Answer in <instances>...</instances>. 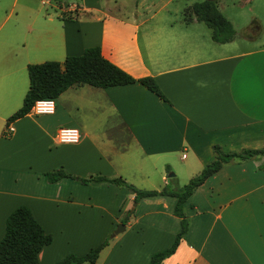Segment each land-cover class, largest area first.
Listing matches in <instances>:
<instances>
[{
    "label": "crops",
    "instance_id": "0c3cea01",
    "mask_svg": "<svg viewBox=\"0 0 264 264\" xmlns=\"http://www.w3.org/2000/svg\"><path fill=\"white\" fill-rule=\"evenodd\" d=\"M256 1L264 11V0ZM169 3H55L72 14L46 13L23 34H0V237L9 211L26 205L51 235L38 264L82 253L106 236L92 264H146L179 228L173 195L133 200L124 185L79 177L176 187V173L167 179L161 171L172 166L171 155L189 178L213 157V144L224 151L264 146L261 19L251 22L261 41L235 48L232 39L213 41L194 17H156ZM90 45L133 77L151 76L166 100L137 81L71 84L54 98L53 112L29 110L6 124L27 88V63L61 61ZM59 126L77 128L79 139L58 141ZM263 162L264 155L230 159L198 184L183 203L187 228L159 264H264ZM54 168L72 177L47 181L44 172ZM117 223L123 227L114 232Z\"/></svg>",
    "mask_w": 264,
    "mask_h": 264
},
{
    "label": "trees",
    "instance_id": "16d2710c",
    "mask_svg": "<svg viewBox=\"0 0 264 264\" xmlns=\"http://www.w3.org/2000/svg\"><path fill=\"white\" fill-rule=\"evenodd\" d=\"M191 17L203 22L208 27L209 36L215 42H225L233 36L234 29L230 21L218 10L214 0L191 2L184 8L183 18L187 20ZM26 74L27 88L22 96L21 104L6 117V124L28 112L34 100L46 97L54 99L71 84L88 83L105 87L137 81L161 99L166 100L151 76L133 77L103 57L98 45L86 46L81 53L66 55L61 61L45 59L40 62H29L26 64ZM212 152L213 157L203 164L198 172L176 187L165 184L160 189L139 188L119 176L108 177L101 174L88 178L79 177L78 179L80 181H107L124 185L133 192V200L155 194H169L175 197L172 211L179 216V228L170 244L151 252L146 263L159 264L164 256L174 250L178 239L187 228L188 222L182 208L185 199L192 190L208 175L217 170L223 162L230 159L264 155V146L242 148L238 151H224L218 144H213ZM261 168L264 170V162L261 164ZM66 176L72 177L71 174L61 168L44 172L45 179L50 182ZM50 239L51 235L43 230L29 208L26 205L18 204L9 211L4 219V229L0 237V264H38V251ZM107 239L108 236L104 237L82 253H65L53 264H92L98 251L106 244Z\"/></svg>",
    "mask_w": 264,
    "mask_h": 264
},
{
    "label": "rangeland",
    "instance_id": "374dc122",
    "mask_svg": "<svg viewBox=\"0 0 264 264\" xmlns=\"http://www.w3.org/2000/svg\"><path fill=\"white\" fill-rule=\"evenodd\" d=\"M79 1L80 0H0V34H23L27 31L26 27L29 25L30 19L33 17L34 19L43 18V15L46 13L57 12L58 14L68 16L72 14L70 13L71 11L66 10L65 8L60 10L55 3L62 4L63 2L74 3ZM127 1L130 2V0ZM193 1L198 0H170L166 9L160 10L155 16H167L173 18L182 17V7ZM26 2L27 5H25ZM101 2L108 6H112L113 4V0H101ZM214 2L220 12L231 22L234 29L231 42H233L235 48L252 47L261 41L262 37L258 33L256 34L251 30V22L254 21L253 15H256V17L261 19V23L264 27V11L262 9V5L258 1L214 0ZM112 9L116 13L119 12V15L126 13V10L124 9ZM171 157H174L171 158L172 166H170V168L162 166L161 171L167 179H169V173L174 174L175 172L179 180V184L181 185L188 177H186L184 173L182 174L183 163L179 160V158L175 155H171Z\"/></svg>",
    "mask_w": 264,
    "mask_h": 264
},
{
    "label": "built area",
    "instance_id": "2783aa9c",
    "mask_svg": "<svg viewBox=\"0 0 264 264\" xmlns=\"http://www.w3.org/2000/svg\"><path fill=\"white\" fill-rule=\"evenodd\" d=\"M29 110L34 113H51L54 110V99L51 97L38 98L34 100ZM54 136L61 142H76L79 139V130L75 127L59 126Z\"/></svg>",
    "mask_w": 264,
    "mask_h": 264
},
{
    "label": "water",
    "instance_id": "95a60500",
    "mask_svg": "<svg viewBox=\"0 0 264 264\" xmlns=\"http://www.w3.org/2000/svg\"><path fill=\"white\" fill-rule=\"evenodd\" d=\"M169 175H172V173H169ZM122 227H123V224L122 223H118L117 226L114 229V232H117V231L121 230Z\"/></svg>",
    "mask_w": 264,
    "mask_h": 264
}]
</instances>
